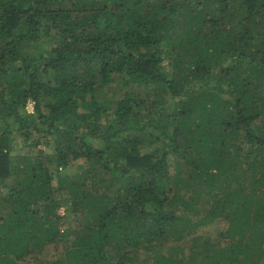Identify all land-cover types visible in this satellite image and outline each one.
Here are the masks:
<instances>
[{
	"label": "trees",
	"instance_id": "obj_1",
	"mask_svg": "<svg viewBox=\"0 0 264 264\" xmlns=\"http://www.w3.org/2000/svg\"><path fill=\"white\" fill-rule=\"evenodd\" d=\"M52 243L64 264H264V0H0V264Z\"/></svg>",
	"mask_w": 264,
	"mask_h": 264
},
{
	"label": "rangeland",
	"instance_id": "obj_2",
	"mask_svg": "<svg viewBox=\"0 0 264 264\" xmlns=\"http://www.w3.org/2000/svg\"><path fill=\"white\" fill-rule=\"evenodd\" d=\"M49 37L45 36V38L43 39L45 42V46H48L51 44L50 41H48ZM164 55V65H166L168 67V65H170L172 59L170 58L171 55L167 54L166 52L163 54ZM171 76V73H170ZM115 90V86L111 85V86H106V87H102V88H98L95 91V94L98 95V97L103 96L104 93L108 94V95H113V91ZM106 99V98H105ZM47 101L42 98V104H43V109L46 110L45 106H46ZM12 153L14 156H18L21 155L23 153H32V154H38L39 150H43L46 154H54L55 153V146L53 144H46L44 141L43 137H40V139H38V144H35V139L36 137H32L31 139H29V141H25L24 138L22 136L19 135H13L12 136ZM35 140V141H34ZM54 163H50V166L54 169ZM53 185L57 188L58 186V181L56 176H54L53 178ZM64 192L62 191H57L55 193L56 197H58V195L63 194ZM59 213L61 215H65L66 217V224L63 225V227H66L68 225L74 226L73 223H70V219H78L77 217H75L72 213H71V208L69 207H62L59 209ZM230 220L228 218L225 217H217V219H215V221L212 222H205L204 225H201L199 227V232L206 234V235H211V236H218V233H221L222 231H224L227 226L229 225ZM184 243L180 244V242H175V241H168V245L170 246L169 251L171 253H175L178 257H180L182 255V253L180 252V249L182 248H186V247H191V241L190 239H188L187 241H183ZM63 251V245L62 243H59L58 245L55 243L50 244L46 249H44V251L41 252L40 255H37L35 253H31L26 255L20 262L19 264H64V256L62 254ZM189 253V251H188ZM153 255L152 252L148 253L147 251H144L143 248H140L139 251L136 252V256L137 258H134L133 260L129 261L128 264H152V257ZM186 260V259H185ZM115 264H118L117 261L115 260Z\"/></svg>",
	"mask_w": 264,
	"mask_h": 264
},
{
	"label": "built area",
	"instance_id": "obj_3",
	"mask_svg": "<svg viewBox=\"0 0 264 264\" xmlns=\"http://www.w3.org/2000/svg\"><path fill=\"white\" fill-rule=\"evenodd\" d=\"M26 109L28 112H33L34 110V103L32 101H28L27 105H26Z\"/></svg>",
	"mask_w": 264,
	"mask_h": 264
}]
</instances>
